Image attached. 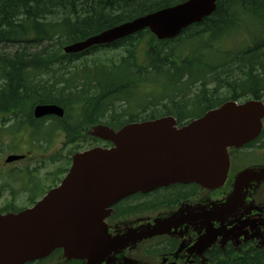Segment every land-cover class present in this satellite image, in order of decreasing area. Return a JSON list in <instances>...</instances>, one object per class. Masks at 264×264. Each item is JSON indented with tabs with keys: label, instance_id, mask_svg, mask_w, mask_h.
<instances>
[{
	"label": "trees",
	"instance_id": "16d2710c",
	"mask_svg": "<svg viewBox=\"0 0 264 264\" xmlns=\"http://www.w3.org/2000/svg\"><path fill=\"white\" fill-rule=\"evenodd\" d=\"M184 1L0 0V79L1 73L6 72L5 86L8 91L10 89L5 98L0 90V111L5 103H19L24 110H29L36 103L49 101L51 93L48 88L53 86L52 102L69 111L72 105L78 106L76 117L70 119L68 111L62 126L66 127L68 143L74 144L78 131L94 124L118 129L131 122L173 116L181 126L226 101H264V0H219L211 16L187 28L174 40L159 42L146 30L108 46V49H123L124 54L117 64L106 65L93 60L88 68H82L81 76H66V65L81 61L96 48L66 55L62 51L64 46ZM252 20L258 27L255 33L244 29L245 22ZM242 31L253 35L249 44L242 40ZM230 35H233L232 39L242 38L235 51L226 53L216 45ZM205 36L211 38V42H204L199 48L192 46ZM144 39L149 41L150 61L147 66H140L134 57V49ZM171 42L175 43L167 47ZM176 42L185 46L189 43L190 52L175 58ZM7 48L15 50L7 52ZM217 49L219 58L224 55L223 62H201V58H207L205 53L212 51L215 54ZM195 62L196 66L192 68ZM92 69L95 74H92ZM147 72L152 81L163 80L162 83L158 80L156 90L160 96L151 95L148 102L150 112L143 108L137 116L129 115L127 119H122L123 113L113 115L114 103L127 100ZM47 74L52 76H48L53 79L52 85L41 79ZM197 83L201 85L194 96L185 93V89ZM213 85L212 89H207ZM218 90L223 91L220 96L216 94ZM96 141L88 138V147ZM142 209L140 205L136 207L121 202L114 207L110 220ZM213 254L211 264H264V250L252 256L254 259H247L244 254L241 257L220 252Z\"/></svg>",
	"mask_w": 264,
	"mask_h": 264
},
{
	"label": "water",
	"instance_id": "95a60500",
	"mask_svg": "<svg viewBox=\"0 0 264 264\" xmlns=\"http://www.w3.org/2000/svg\"><path fill=\"white\" fill-rule=\"evenodd\" d=\"M217 1L185 0L65 46L63 52L81 53L144 30L157 40L173 39L209 17ZM47 115L62 117L63 110L55 105L34 108V117ZM263 119L264 102L248 100L240 104L225 102L181 127L172 116L129 123L118 130L92 126L88 134L112 146L74 154L56 188L29 209L0 215V264H24L58 249L67 259L111 263L124 250L162 235L166 227L181 221L180 212L156 219L153 225L111 233L104 220L113 205L136 193L147 194L174 184H196L207 190L221 187L229 168L227 149L256 139ZM18 159L10 156L6 161ZM250 182H264V168L240 172L227 203L209 215L228 211L242 187ZM215 238L213 235L208 242Z\"/></svg>",
	"mask_w": 264,
	"mask_h": 264
},
{
	"label": "flooded vegetation",
	"instance_id": "af4514ba",
	"mask_svg": "<svg viewBox=\"0 0 264 264\" xmlns=\"http://www.w3.org/2000/svg\"><path fill=\"white\" fill-rule=\"evenodd\" d=\"M1 74L0 90L1 95L5 98V94L9 93L10 89L8 91L5 86L6 72ZM46 79L42 81H48L49 85H52V79ZM48 90L51 93V100L36 103L29 110H24L19 103L10 105L5 103V105H2L0 122L3 127L0 131H11L13 134L7 136L10 140L17 139L18 135L24 136L29 144L28 149L35 144L48 145L56 134L59 138L62 136L63 146H70L66 138V127H62L65 117L63 119H59L54 115L40 118L33 117L35 106L48 104L59 106V104L52 102L54 87L50 86ZM9 123V126H4ZM228 153L230 166L224 187L217 190H204L191 185H172L159 189V191L157 190L153 199H148L153 196L152 194L132 196L123 203H130L131 206L136 207L140 205L144 209L133 214L124 215L126 218L135 217L130 221L125 220L127 222H123V220H107L106 223L110 226L109 231L112 232L128 227L136 228L152 223L156 218H166L179 210L184 211L185 215H187V212L195 213L199 209L198 206L210 211L212 205H220L230 195L235 177L240 171L247 168L259 169L264 167V148L257 140L241 148H231ZM23 156L22 159L10 163H6L4 160V169H9L10 167L8 166L13 163L23 162L27 155L24 154ZM71 157L66 158L64 167L60 171L57 170L56 174H53L54 172L48 173L47 178L52 183L47 188L39 180L28 181L24 192L30 195V202L32 200L36 202L41 199L60 183L70 166ZM54 158L57 160L58 156L54 155L52 160ZM241 195L242 198L233 203L232 213L220 216L222 218L216 217L218 221L211 220L209 217L207 224L211 225V231L218 230V236L213 244L205 248L196 246V244L207 234L208 228L206 224L203 223L202 218L192 219L187 217L176 229H172L173 225H171L170 228L172 230L170 229L168 233L143 241L132 250H124L116 255L111 263L97 261L92 264H208L214 259V252L238 257L244 254L247 255V259H254L252 256L264 250V182L257 186L256 183L246 185ZM154 199L155 201H153ZM33 203H29V205H33ZM24 264L88 263L82 260L67 259L63 256L62 250L58 249L44 258Z\"/></svg>",
	"mask_w": 264,
	"mask_h": 264
},
{
	"label": "rangeland",
	"instance_id": "374dc122",
	"mask_svg": "<svg viewBox=\"0 0 264 264\" xmlns=\"http://www.w3.org/2000/svg\"><path fill=\"white\" fill-rule=\"evenodd\" d=\"M242 25V22L239 24ZM244 29H249L250 33H255L258 30V27L254 23V21H246L244 25ZM244 32V31H242ZM247 33V31H246ZM244 32L243 41L246 40L247 43L253 39V35H247ZM215 37V36H214ZM230 38H223L221 41L216 45L220 47L223 51H233L235 47L240 46V39L242 36H239L237 39H232L233 35L228 36ZM248 38V39H246ZM211 42V38L207 36L195 41L192 46L194 47H201L203 43ZM149 41L147 39L141 40L140 45L134 49L135 54L134 57L137 60L138 65H142L143 62L149 63V48H148ZM175 42L169 43L167 47H171ZM246 43V44H247ZM178 49H175L173 54L174 57L177 58L178 55L186 54L190 52L189 43L187 46L182 44L181 42H176ZM237 49V48H236ZM235 49V50H236ZM15 48H7V52H12ZM234 50V51H235ZM218 49L216 53L213 52L205 53V56L208 58H201V62L207 64L208 61L211 63L218 62L221 63L224 61V55L218 58ZM176 53V54H175ZM213 53V54H212ZM227 53V52H226ZM122 54H124L123 49H98L93 51L89 56H85L82 58L81 61L77 63H73L70 65H66V69L69 72L70 77H74L76 74L77 76L83 73L81 70L83 67L88 68L89 65L92 64L93 60L99 61L101 64H113L118 63V61L122 58ZM200 59V58H199ZM196 66V62L192 65V68ZM74 68H78L77 70L73 71ZM201 69L199 70V72ZM61 73V72H60ZM58 73V74H60ZM92 74H95V71L92 69ZM46 78V76H42ZM209 78V76L207 77ZM161 80V79H159ZM200 83H197L193 87L189 89H185V93H188L189 96H194L198 92V87ZM214 85L208 86L207 89H212ZM156 83H152L151 79L148 80H141L138 82L136 90L130 99L117 101L114 103V113L124 114L125 116L122 119H127L129 115H138L141 109L148 104L149 100L151 99L152 92H156ZM223 93L222 90L217 91V96H220ZM156 96V94H154ZM68 108L66 109V113L68 114ZM149 113V109L146 111ZM79 113L78 106L72 105L69 115L70 119L76 117ZM9 124L4 126H9ZM3 126L0 122V128ZM88 127H84L83 129L79 130V135H77V139L74 141V144H70V146H63L62 141L63 138H59L56 134L52 138V141L48 145H32V148H29V144L24 136H17V139L10 140L7 136L13 134L11 131H0V211L2 212H10L14 210H20L25 207H28L30 202L29 199L30 195L25 193L24 190L27 187V183L29 180H39V182L44 183L45 188L48 187L52 182L47 178L48 173L54 172L56 174L57 170H61L64 167L66 158H70L72 154L75 152H80L81 150L88 147L90 144L87 142L88 136L85 134V131ZM17 135V134H16ZM101 145V144H99ZM11 154H25L26 159L23 162L12 164L9 169H4V160L7 156ZM58 156L56 160L53 156ZM31 160V161H30ZM33 201V200H32ZM135 218V217H134ZM134 218H128L127 220L130 221ZM118 221H122L119 219ZM125 221V219L123 220Z\"/></svg>",
	"mask_w": 264,
	"mask_h": 264
},
{
	"label": "bare ground",
	"instance_id": "6f19581e",
	"mask_svg": "<svg viewBox=\"0 0 264 264\" xmlns=\"http://www.w3.org/2000/svg\"><path fill=\"white\" fill-rule=\"evenodd\" d=\"M52 77V76H51ZM47 80V79H46ZM49 105V104H48Z\"/></svg>",
	"mask_w": 264,
	"mask_h": 264
}]
</instances>
